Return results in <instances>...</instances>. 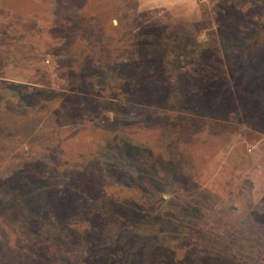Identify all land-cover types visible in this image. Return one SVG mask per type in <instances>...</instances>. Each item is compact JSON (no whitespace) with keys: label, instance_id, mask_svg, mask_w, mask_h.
<instances>
[{"label":"rangeland","instance_id":"rangeland-1","mask_svg":"<svg viewBox=\"0 0 264 264\" xmlns=\"http://www.w3.org/2000/svg\"><path fill=\"white\" fill-rule=\"evenodd\" d=\"M0 264H264V0H0Z\"/></svg>","mask_w":264,"mask_h":264}]
</instances>
